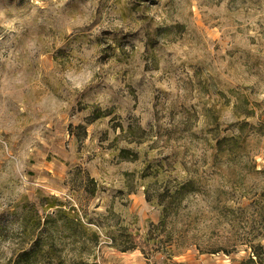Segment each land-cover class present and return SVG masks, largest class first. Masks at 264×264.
<instances>
[{
  "label": "rangeland",
  "instance_id": "obj_1",
  "mask_svg": "<svg viewBox=\"0 0 264 264\" xmlns=\"http://www.w3.org/2000/svg\"><path fill=\"white\" fill-rule=\"evenodd\" d=\"M52 198L80 264H264V0H0V264Z\"/></svg>",
  "mask_w": 264,
  "mask_h": 264
},
{
  "label": "trees",
  "instance_id": "obj_2",
  "mask_svg": "<svg viewBox=\"0 0 264 264\" xmlns=\"http://www.w3.org/2000/svg\"><path fill=\"white\" fill-rule=\"evenodd\" d=\"M237 143L238 138H224L216 142V147L217 150L223 151L222 147L232 149ZM120 154L124 155L125 152H120ZM180 191L177 190L176 194L179 195ZM91 195L93 196L94 192L91 191ZM49 202L47 208L50 213L44 218L36 216L34 219H22L23 239L29 241V248L23 249L13 264H53L57 259L62 261L60 252L62 253L69 247L78 258L76 264L83 263L84 253L88 258L94 257V249L99 245L100 239L97 233L89 229L88 225L92 224L90 220L80 216L73 208H64L56 198H52ZM161 223L159 226L162 225ZM120 237H125V235L122 234ZM130 241L127 246L122 247L116 238H112L110 246L122 253L133 252L137 249V245L132 240ZM256 248L262 250L260 245L251 246L252 253L247 264L261 263V255L256 252ZM54 250L58 253L59 258L57 259L51 257V252Z\"/></svg>",
  "mask_w": 264,
  "mask_h": 264
}]
</instances>
